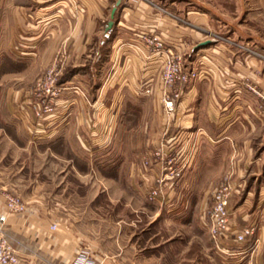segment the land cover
I'll list each match as a JSON object with an SVG mask.
<instances>
[{"label": "crops", "instance_id": "crops-1", "mask_svg": "<svg viewBox=\"0 0 264 264\" xmlns=\"http://www.w3.org/2000/svg\"><path fill=\"white\" fill-rule=\"evenodd\" d=\"M166 1L0 0V128H11L15 135L0 131L15 145L23 144L19 129H33L26 111L33 83L55 67L63 94L40 137L42 156L80 161L78 167L43 170L40 187L20 193L26 211L10 216L5 227L19 264H81L84 258L95 264H264V235L254 249L231 245L222 255L207 233L213 190L227 176L246 189L248 178L259 173L264 119L257 116L259 101L251 90L264 91V68L236 50L240 44L220 41L207 13L182 12ZM109 23L110 39L100 46ZM150 34L169 48L183 45L187 68H201L198 80L174 88L183 97L171 115L159 100L160 60L142 39ZM127 94L120 124L127 129L141 117L138 130L145 135L136 157L145 159L162 143L165 151L178 144L175 157L188 164L182 184L166 192L188 190L189 201L150 204L143 191L153 176L143 166L94 169L74 154L77 143L101 145L99 128L114 119ZM125 155L117 160H129L130 153ZM15 183L26 185L20 177ZM247 188L250 197L264 186ZM101 199L105 215L98 216ZM262 201L231 202L230 227L246 224ZM116 206L125 209V216L114 217ZM162 210L177 213L168 220L159 215ZM154 223L180 224L181 233H172L171 226L165 235L149 233Z\"/></svg>", "mask_w": 264, "mask_h": 264}, {"label": "rangeland", "instance_id": "rangeland-1", "mask_svg": "<svg viewBox=\"0 0 264 264\" xmlns=\"http://www.w3.org/2000/svg\"><path fill=\"white\" fill-rule=\"evenodd\" d=\"M170 4L178 6V9L184 12L186 9H196L200 12L207 13L208 21L210 26H212L213 30L212 33L217 35V37L222 40L223 42L227 41L226 43H236L240 44L241 47H233L236 50H239L243 55L249 56L254 58L258 64L263 66L264 68V0H169ZM167 0L166 2L169 3ZM196 48V47H195ZM51 68V67H50ZM55 68V67H54ZM262 68V69H263ZM49 69V68H48ZM47 69V70H48ZM46 70V71H47ZM56 70V68H55ZM45 72L41 73L39 78L34 81V86L32 91L34 90L37 82L42 79L45 75ZM60 86L59 97L57 98L55 105L52 106V111L48 113H43L42 110H38L39 115L32 114L31 112V103L35 104L38 103V99L32 94L33 101L30 102L27 106V112H29L30 120H33V129L32 131L26 132L24 129H19V136L23 142L21 146L18 144H14L12 141L9 140L8 137H13L14 130L11 128H0L7 133V136L4 135L2 131H0V188H5L8 192L12 193V190H15L16 195L19 196L21 199L23 196L21 195L26 190H29L30 187L39 186L42 181H45V177L42 175L43 170L50 169L51 171H56L63 168H71L70 164H74L75 166L80 165V161L74 162H65L64 160L59 161L58 159H53L52 157L42 156V151L44 150L43 146L40 144L42 142L41 136H45L48 129L45 126L49 122V117H54L57 112L56 105L58 104L60 98L63 94L62 86ZM62 89V90H61ZM256 92L259 93L260 96L264 97V91L261 89H256ZM128 93V92H127ZM145 93V92H144ZM125 92H122V96ZM257 96V95H256ZM132 98V97H131ZM258 98V110L257 116L260 119H264V101L261 97L257 96ZM90 101L91 98H88ZM130 101L128 94L123 97V100L120 102L118 111L115 113L114 119L110 117L108 124L102 125L103 127L99 128L98 130V137L101 136V145H83L77 143L76 145H72L74 154L77 155L80 159L85 160L87 163L92 165V168H96V166L109 169L115 165H121L124 163L125 166L129 164H133L134 167H144V159H138L136 156L138 155L135 152V149H138L139 145H141L142 140H144L145 135L143 132L138 130L139 121L141 119L137 118L138 121L134 120V125L128 126L125 129L121 122L122 114L124 110L127 109L125 102ZM148 101V100H147ZM146 101V103H148ZM132 106V105H128ZM261 106V107H259ZM130 108V107H129ZM27 114V113H26ZM111 114V112H110ZM11 114H6V116L10 117ZM116 118V119H115ZM8 120V118L6 119ZM14 120V119H13ZM143 121L140 123V128L143 125ZM111 123L113 126L110 128ZM5 126V125H4ZM147 133V131H146ZM114 134V135H113ZM170 135V132H168ZM114 136V137H113ZM167 137V136H166ZM114 139V141H112ZM31 141V143H28ZM124 142V143H123ZM262 145L258 146V156H259V164L258 169L259 173L255 176L249 177L247 181V186L254 185V186H264V138L262 141ZM163 144L159 146V149H152V151L158 152H167V155L162 154L163 158L157 160H151V166H147V170L155 169V164H158V168L163 173V175H167V178H170L169 173L175 174L177 168L181 166L182 159L177 160L175 154L179 148V145L176 144L174 147L172 145H168L170 147L169 150L165 151L163 149ZM97 146V147H95ZM166 146V145H165ZM172 146V147H171ZM167 147V148H168ZM126 152L130 153L129 160L121 161L117 160L122 154L124 156ZM174 154V155H171ZM170 155V156H169ZM153 165V166H152ZM167 168L166 171H163L164 168ZM145 168V167H144ZM185 169H183L180 173L179 177H174L172 180L166 181L167 188L174 189L176 184L178 187L182 184L184 178ZM21 178L22 182L25 183V186L22 184L15 183L17 178ZM256 178V180H254ZM57 179V178H56ZM165 182V183H166ZM254 182V184H253ZM173 183V185H169ZM239 184V183H238ZM243 185V183H240ZM138 185V184H137ZM134 184V186L137 187ZM30 186V187H29ZM140 186V185H139ZM247 186L246 189L242 187L241 191L237 196H235L231 202L234 201V206L241 204L245 199L255 201V199L263 200L262 203L259 205L257 209L252 208L251 210L255 214L251 218L247 220V223L244 225H236L233 226V230H240L245 227H254L256 229L255 235L248 246L251 244L252 248L254 249L255 246L261 241L262 236L264 235L263 225L261 224V217L264 215V189L260 192H255L250 195H247ZM10 188L12 190H10ZM171 190V189H170ZM12 191V192H11ZM146 191V190H145ZM144 198L147 202V198ZM183 190L181 194L178 195L174 194L168 197H165V204L166 203H173V202H180L186 201L190 199L193 195L187 191ZM249 191V190H248ZM40 192V189H39ZM21 193V194H20ZM177 193V191H176ZM13 194V193H12ZM169 195V194H168ZM197 195V194H196ZM238 197V198H237ZM23 200V199H22ZM101 206L102 208L98 213V216L105 215L104 209L105 208V199H101ZM150 204H156L154 202H149ZM209 200H207V204ZM164 205V204H163ZM150 208H152L150 206ZM154 209H151L153 211ZM250 210V212H251ZM231 211L230 210V217L231 220ZM114 217H121L125 216V209L120 206H116L114 210ZM175 212L169 211H160L159 215H165L168 220H170L172 215H175ZM248 213V212H247ZM250 214V213H248ZM151 215V214H150ZM169 215V216H168ZM148 221V220H147ZM150 221V220H149ZM148 223V222H147ZM161 224V222H160ZM159 223H154L153 225L148 227L149 233H157L160 232L161 235H165L166 231L170 230V226L172 227V233H181L180 224H173V225H163L161 227ZM169 224V221H168ZM168 227V228H166ZM177 231V232H176ZM258 240V241H257ZM243 262V261H242Z\"/></svg>", "mask_w": 264, "mask_h": 264}, {"label": "built area", "instance_id": "built-area-1", "mask_svg": "<svg viewBox=\"0 0 264 264\" xmlns=\"http://www.w3.org/2000/svg\"><path fill=\"white\" fill-rule=\"evenodd\" d=\"M110 36L111 31L109 29L102 34V39L99 43L100 46H104L110 39ZM142 39L147 47L151 49L152 53L160 60L159 100L162 109L166 115L174 114L183 97L182 92H176L174 88L176 86H185L198 80L201 77V68L198 66L196 68H187L184 56L185 48L183 45L178 50L169 48L166 41L155 34H150ZM59 85L58 71L55 70L54 67L49 68L44 77L37 82L33 90L32 94L39 102L30 104L32 114L35 113V115H39V109L42 110L43 113L52 111V106L55 105L59 97ZM251 91L264 101V97L260 96L258 92L253 89ZM146 93L149 92L146 91ZM31 121L30 124L33 126V120L31 119ZM162 158V152H149L144 159L143 165L147 168V166H151V160H162ZM177 159H179V157ZM181 161V166L177 168L176 173H169L170 176L174 175L170 178H167V175H163L160 171V168H158L159 163L154 165L157 173L159 172L157 175H153L155 169H149V172L152 173L153 176V184L148 189L145 187V197L149 202H154L159 205L165 204V197L169 198V193L166 192V181L172 180L174 177H179L181 171L185 169L188 164L186 159L182 158ZM166 169L165 167L163 171H166ZM241 189V184L233 183L231 176H227L211 193L207 233L215 250L222 255L228 254L227 251L231 245H248L255 235L256 229L251 226L240 230H233L230 227L229 217L231 201L239 194ZM25 211V203L19 196L8 192L5 188H0V264L20 263L19 252L8 238L5 227L10 216H21ZM51 230H56V226H51ZM81 264H95V262L88 258H84Z\"/></svg>", "mask_w": 264, "mask_h": 264}, {"label": "water", "instance_id": "water-1", "mask_svg": "<svg viewBox=\"0 0 264 264\" xmlns=\"http://www.w3.org/2000/svg\"><path fill=\"white\" fill-rule=\"evenodd\" d=\"M111 27V23H109L108 29ZM202 46H198L197 49H199Z\"/></svg>", "mask_w": 264, "mask_h": 264}]
</instances>
